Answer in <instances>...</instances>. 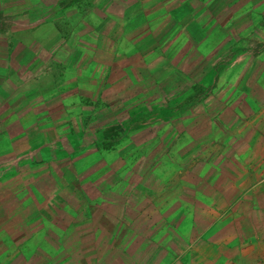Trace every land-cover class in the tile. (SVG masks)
<instances>
[{
    "label": "crops",
    "instance_id": "crops-1",
    "mask_svg": "<svg viewBox=\"0 0 264 264\" xmlns=\"http://www.w3.org/2000/svg\"><path fill=\"white\" fill-rule=\"evenodd\" d=\"M247 5V15L254 13L251 0ZM58 6H66L64 0H0V264H27L32 254L48 260L97 236L120 241L125 222H132L131 240L125 251L116 249L119 264L254 262L264 253V75L259 91L242 92L239 101L232 97L237 120L241 115L247 121L228 117L225 130L210 122L207 138L231 140L219 157L207 161L195 149L179 162L176 175L168 167L156 170L155 156L166 158L174 139L198 147L190 136L204 138L202 108H192L194 117L184 112L140 128L125 124L132 103L118 106L115 91L113 107L101 81L91 92L89 71L72 75L75 60L61 51V43L70 41ZM255 12L264 18V10ZM60 55L66 68L58 76L49 67L60 64ZM86 63L82 67L91 65L89 57ZM121 69L128 82L140 72L138 62ZM94 111L98 134L120 128L112 143L91 138ZM193 121L200 132L185 129L171 139L170 123L180 129ZM141 146L151 172L146 184L135 186ZM91 204L93 221L83 218ZM29 238L38 247L28 250Z\"/></svg>",
    "mask_w": 264,
    "mask_h": 264
},
{
    "label": "rangeland",
    "instance_id": "rangeland-1",
    "mask_svg": "<svg viewBox=\"0 0 264 264\" xmlns=\"http://www.w3.org/2000/svg\"><path fill=\"white\" fill-rule=\"evenodd\" d=\"M247 1L64 0L66 6H58L57 10L62 12L59 15L66 23L63 24L64 32L70 42L61 43V51L65 58L75 60L72 75H82L83 68L85 73L86 70L90 72L92 80H95L91 92L99 90L101 81L103 86L105 84L101 88L106 90L113 107L115 91L119 94L118 106L123 104L127 108L132 103V113L127 111L130 121L125 123L129 126L140 128L147 121L157 124L166 119H176L184 112L189 117L193 107L202 108V122L206 123L204 138L197 137L199 134L190 136L193 141L197 139L198 147L185 145L178 141L180 138L174 139L171 150L166 151V158L155 156L156 170L163 171L168 167L176 175L179 162L185 156L191 157L195 149L199 158L207 161L220 156L231 140H220L216 135L207 138L210 122L225 130L228 117H232L231 122L237 120L238 107L232 97L240 98L244 95L242 92H257L259 89V75H264L259 65L260 58H264V18L256 16L255 11L264 10V0H251V8L256 10L248 15ZM47 8L51 9V6ZM53 10L54 7L50 12ZM88 57L91 65L82 67V61L86 65ZM61 59L62 55L59 56L60 64L55 62L46 68L50 66V71L60 76L66 68ZM132 62H138L140 72L129 77L128 82L121 68L130 66ZM126 81L127 88L124 87ZM234 91H237L236 95L232 94ZM95 107L98 108V104ZM211 112H217V120L215 117L211 119ZM101 117L109 122L104 115ZM99 118L97 112L91 116V138L98 141L107 137L112 143L120 128L113 126L98 134ZM247 120L240 115L237 121ZM170 124L171 139L174 135L183 134L185 129L195 133L201 128L194 121L186 122V126L180 129ZM163 127L159 126V130ZM145 148L141 146L139 149V161L133 170L135 186L146 184L151 172L150 162L141 153ZM86 209L83 218L93 221L94 204ZM128 209L127 219L132 211L130 201ZM130 225L132 222H125L119 229L118 233L122 234L120 241L109 242L97 236L96 240L75 242L73 250H61L48 260L31 252L27 264H119L120 260L114 255L116 249L125 251L128 248ZM35 241L36 238L28 239L25 243L28 250L38 247ZM51 249L49 254L54 253V247ZM14 260L12 255V263Z\"/></svg>",
    "mask_w": 264,
    "mask_h": 264
},
{
    "label": "built area",
    "instance_id": "built-area-1",
    "mask_svg": "<svg viewBox=\"0 0 264 264\" xmlns=\"http://www.w3.org/2000/svg\"><path fill=\"white\" fill-rule=\"evenodd\" d=\"M251 264H264V253H260V255L257 256L254 262H251Z\"/></svg>",
    "mask_w": 264,
    "mask_h": 264
}]
</instances>
